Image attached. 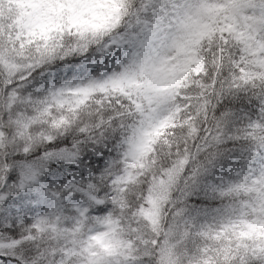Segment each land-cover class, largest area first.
I'll list each match as a JSON object with an SVG mask.
<instances>
[{"label":"snow or ice","instance_id":"snow-or-ice-1","mask_svg":"<svg viewBox=\"0 0 264 264\" xmlns=\"http://www.w3.org/2000/svg\"><path fill=\"white\" fill-rule=\"evenodd\" d=\"M0 264H264V0H0Z\"/></svg>","mask_w":264,"mask_h":264}]
</instances>
